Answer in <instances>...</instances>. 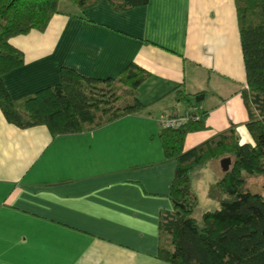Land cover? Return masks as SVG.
<instances>
[{"label":"crops","instance_id":"crops-1","mask_svg":"<svg viewBox=\"0 0 264 264\" xmlns=\"http://www.w3.org/2000/svg\"><path fill=\"white\" fill-rule=\"evenodd\" d=\"M64 2L44 31L10 38L24 53L3 76L11 98L60 82L64 66L106 79L134 62L149 71L135 93L143 108L53 136L45 124L9 122L0 107V264H173L158 256L177 167L160 120L190 108L178 91L205 92L206 127L187 135L186 151L230 128L253 143L235 0H150L126 10L99 0L74 3L78 11Z\"/></svg>","mask_w":264,"mask_h":264},{"label":"trees","instance_id":"trees-1","mask_svg":"<svg viewBox=\"0 0 264 264\" xmlns=\"http://www.w3.org/2000/svg\"><path fill=\"white\" fill-rule=\"evenodd\" d=\"M61 1L0 0V107L9 122L20 127L45 124L53 136L92 130L139 111L143 104L135 93L149 77V71L134 62L118 77L106 79L64 66L60 82L14 101L3 76L24 63V53L10 38L34 29L44 31ZM72 1L82 9L99 2ZM110 1L115 9L126 10L150 0ZM235 4L248 82L243 98L253 143L241 142L236 129L230 128L186 151L187 135L206 127V113L199 106L205 92L178 91L180 100L190 107L198 105L202 118L160 132L166 157L177 160L170 190L174 209L161 213L158 251L161 259L173 264H264V194L248 187L249 178L264 177V0H235ZM225 158L230 166L208 192L219 207L204 211L199 220L195 216L199 196L191 172Z\"/></svg>","mask_w":264,"mask_h":264},{"label":"rangeland","instance_id":"rangeland-1","mask_svg":"<svg viewBox=\"0 0 264 264\" xmlns=\"http://www.w3.org/2000/svg\"><path fill=\"white\" fill-rule=\"evenodd\" d=\"M61 7L68 8L69 10L78 11V7L75 6L72 0H66ZM126 91L123 90L122 95L124 96ZM126 100H122L121 103H125ZM218 164L220 168L222 165L221 159H215L206 163L204 166H200L191 172L193 188L197 190L199 194V204L196 208L195 216L201 220L202 213L205 210H213L219 207V202L209 197L208 190L212 182L222 176V172H218ZM217 165V166H216ZM224 170V168H223ZM221 168V171H223ZM248 187L256 192L264 194V177H253L248 180Z\"/></svg>","mask_w":264,"mask_h":264},{"label":"built area","instance_id":"built-area-1","mask_svg":"<svg viewBox=\"0 0 264 264\" xmlns=\"http://www.w3.org/2000/svg\"><path fill=\"white\" fill-rule=\"evenodd\" d=\"M202 118L197 106L190 107L179 115H163L160 122L162 128H178L190 121H199Z\"/></svg>","mask_w":264,"mask_h":264},{"label":"water","instance_id":"water-1","mask_svg":"<svg viewBox=\"0 0 264 264\" xmlns=\"http://www.w3.org/2000/svg\"><path fill=\"white\" fill-rule=\"evenodd\" d=\"M222 166L224 170H227L230 166V159L229 158L222 159Z\"/></svg>","mask_w":264,"mask_h":264}]
</instances>
